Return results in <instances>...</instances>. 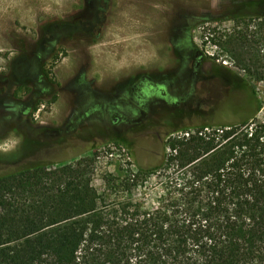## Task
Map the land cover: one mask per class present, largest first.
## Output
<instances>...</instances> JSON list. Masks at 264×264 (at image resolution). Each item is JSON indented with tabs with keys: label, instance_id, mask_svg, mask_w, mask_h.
<instances>
[{
	"label": "rangeland",
	"instance_id": "rangeland-1",
	"mask_svg": "<svg viewBox=\"0 0 264 264\" xmlns=\"http://www.w3.org/2000/svg\"><path fill=\"white\" fill-rule=\"evenodd\" d=\"M247 1L0 0V174L37 162L54 169L82 155L93 161L91 181L101 193L106 173L157 164L169 137L248 117L244 74L204 42L230 32L228 19ZM171 49L193 51L194 66L210 72L204 99L174 97L197 94L198 79L173 91L141 80L144 69L167 61L155 52ZM251 85L263 98L254 116L261 121L264 83ZM133 94L147 103L138 105Z\"/></svg>",
	"mask_w": 264,
	"mask_h": 264
},
{
	"label": "trees",
	"instance_id": "trees-1",
	"mask_svg": "<svg viewBox=\"0 0 264 264\" xmlns=\"http://www.w3.org/2000/svg\"><path fill=\"white\" fill-rule=\"evenodd\" d=\"M228 20L210 44L244 74L252 113L169 137L157 164L106 173L101 193L82 155L0 174V264H264L263 98L251 85L264 83V0Z\"/></svg>",
	"mask_w": 264,
	"mask_h": 264
},
{
	"label": "flooded vegetation",
	"instance_id": "flooded-vegetation-1",
	"mask_svg": "<svg viewBox=\"0 0 264 264\" xmlns=\"http://www.w3.org/2000/svg\"><path fill=\"white\" fill-rule=\"evenodd\" d=\"M178 42V41H177ZM178 44V43H176ZM193 54V51H191ZM191 53H180L178 49H171V50H159L156 51L155 54L158 58H167L166 62H163L160 60L158 64L155 67H150V70L144 69L141 80H145L148 84H164L166 85L168 90H176V89H189L191 85L194 82V79H198L196 82V92L197 94L193 95H186V92H183V94L178 95L175 94L174 97L182 98L183 100H190L192 99V103H196L197 99H204L205 98V85H207L208 82V73L205 72L204 67L197 65L194 66V60L191 58ZM201 63L202 61L198 59ZM163 62V63H162ZM220 69V72H224L222 68H216ZM214 69V70H215ZM212 70V69H211ZM170 86L172 88H170ZM132 89V88H131ZM133 90V89H132ZM169 93V92H168ZM133 99L136 100L137 104L141 105V103L146 104L147 99H145L143 102H141V95L133 94ZM184 96V97H183ZM203 104V102H202ZM204 105V104H203ZM205 106V105H204ZM135 116H140V114L135 113ZM160 142V140H159ZM153 153L159 152L158 148L150 147Z\"/></svg>",
	"mask_w": 264,
	"mask_h": 264
},
{
	"label": "built area",
	"instance_id": "built-area-1",
	"mask_svg": "<svg viewBox=\"0 0 264 264\" xmlns=\"http://www.w3.org/2000/svg\"><path fill=\"white\" fill-rule=\"evenodd\" d=\"M204 42H205V44L211 45L210 44V40L208 39V37H205V41ZM211 47H212V45H211ZM213 47L216 48L215 46H213ZM208 55H213V54L208 53ZM192 133H193V131H191L190 133L189 132H184V133H182V135L187 137V136H189V134H192Z\"/></svg>",
	"mask_w": 264,
	"mask_h": 264
},
{
	"label": "crops",
	"instance_id": "crops-1",
	"mask_svg": "<svg viewBox=\"0 0 264 264\" xmlns=\"http://www.w3.org/2000/svg\"><path fill=\"white\" fill-rule=\"evenodd\" d=\"M132 68L134 69V68H136V66H135V67H132ZM132 68H131V69H132Z\"/></svg>",
	"mask_w": 264,
	"mask_h": 264
}]
</instances>
